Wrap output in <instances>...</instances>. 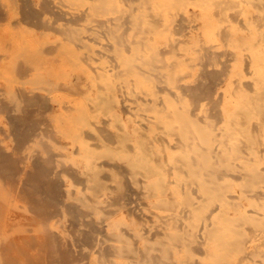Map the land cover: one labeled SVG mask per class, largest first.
Returning <instances> with one entry per match:
<instances>
[{"label": "bare ground", "instance_id": "obj_1", "mask_svg": "<svg viewBox=\"0 0 264 264\" xmlns=\"http://www.w3.org/2000/svg\"><path fill=\"white\" fill-rule=\"evenodd\" d=\"M0 48V264H264V0H0Z\"/></svg>", "mask_w": 264, "mask_h": 264}, {"label": "rangeland", "instance_id": "obj_2", "mask_svg": "<svg viewBox=\"0 0 264 264\" xmlns=\"http://www.w3.org/2000/svg\"><path fill=\"white\" fill-rule=\"evenodd\" d=\"M10 16H11V14L10 15H8V18H7V20L6 21H8V20H10V21H13L14 20V15H12L11 16V18H10ZM10 18V19H9ZM9 22V21H8ZM24 27H25V29L26 30H29L32 34H34V35H40V33H39V30L37 31L35 28H33V27H27L26 25H24ZM1 49V48H0ZM4 50L6 49V48H3ZM4 50L1 52L2 54L4 53ZM1 51V50H0ZM99 63V62H98ZM83 64V63H82ZM84 66V65H83ZM80 67H82V65L80 66ZM71 68L69 67V69H68V71L70 70ZM71 72H72V70H71ZM3 74V73H2ZM71 74V75H70ZM69 75V76H68ZM67 75V77H66V80H69V79H72V80H74L75 81V79L74 78H78V73H76V74H74L73 72L72 73H70L69 72V74ZM76 75V76H75ZM3 76V75H2ZM2 76H0V77H2ZM7 76L8 75H6L5 76V74H4V76L0 79V88H4V85H5V80H6V78H7ZM69 77H71V78H69ZM60 81V80H59ZM60 84H61V82H59ZM63 83V82H62ZM61 87V86H60ZM61 89H62V87L60 88V90H58V92L57 91H55L54 93H52L51 94V98H52V102H51V100H50V102H49V104L50 105H52V106H56L58 103H56V102H64L65 100L67 101L68 99H70V98H72V96L70 95V93H68V92H66L64 89L62 90V92H64V94L61 92ZM61 95V96H60ZM53 96H54V98H53ZM66 98H68V99H66ZM124 99H125V96H124ZM55 100H58V101H55ZM55 101V102H54ZM60 102V103H61ZM55 103H56V105H55ZM111 115V113H106V116H105V114H104V118L102 117L103 116V114H100V115H98V120H100L101 118L105 121H107L108 120V122H111V120H112V117H110V115ZM123 113H121L120 114V116H121V118H124V116L122 115ZM1 116H0V126H3V125H5V119H4V117H2L3 115L2 114H0ZM102 115V116H101ZM107 115H109L108 116V118H107ZM112 116V115H111ZM110 118V119H109ZM3 119V120H2ZM2 123H4V124H2ZM115 124V123H114ZM112 125H113V123H112ZM111 130L112 131H115V127L114 126H112V128H111ZM62 141V143H64V144H70L69 143V141H67V140H61ZM133 189V188H132ZM136 197V196H135ZM134 197V195H132L131 194V198L132 199H136ZM137 202H135V204L137 205V206H135V205H133V206H135L134 207V213H135V215L137 216V218L138 217H140V216H142V217H140V219L142 218H144V224H145V226L147 227V228H149V226L151 225V220H150V217H152V214L151 213H154L153 211H155V212H157L151 205H147L146 204V201L145 200H140V201H143L144 203H142V202H140L139 200H136ZM146 204V205H145ZM244 205H245V208L246 209H248V207H247V205H250L249 204V202L248 201H246V202H244ZM148 209V210H147ZM150 212V213H149ZM125 213V215L124 216H126L127 215V213H126V211H123V214ZM134 213H133V216H134ZM129 216H131V215H129ZM126 217H128V216H126ZM133 218H135V217H133ZM141 219V220H142Z\"/></svg>", "mask_w": 264, "mask_h": 264}]
</instances>
